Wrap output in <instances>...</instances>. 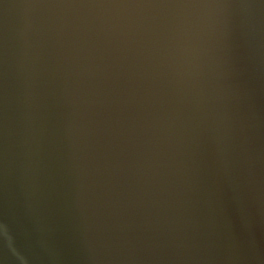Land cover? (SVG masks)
Instances as JSON below:
<instances>
[{
    "label": "clouds",
    "instance_id": "clouds-1",
    "mask_svg": "<svg viewBox=\"0 0 264 264\" xmlns=\"http://www.w3.org/2000/svg\"><path fill=\"white\" fill-rule=\"evenodd\" d=\"M0 264H264V0H0Z\"/></svg>",
    "mask_w": 264,
    "mask_h": 264
}]
</instances>
